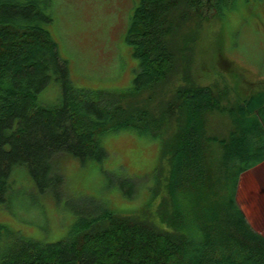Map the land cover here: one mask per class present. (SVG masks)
<instances>
[{"label": "trees", "instance_id": "trees-1", "mask_svg": "<svg viewBox=\"0 0 264 264\" xmlns=\"http://www.w3.org/2000/svg\"><path fill=\"white\" fill-rule=\"evenodd\" d=\"M52 2L0 0V205L12 197L15 167L25 166L34 187L57 198L61 157L102 160L100 137L129 128L160 143L150 192L160 197L163 227L146 214L100 206L76 209L68 234L54 242L0 223V264H264V235L236 200L241 176L264 162V81L227 105L225 91L196 84L191 71L205 15L223 16L237 0H140L126 34L140 70L131 87L105 90L71 83L46 27ZM52 80L60 100L40 104ZM145 90L150 102L161 99L157 117L139 99ZM216 110L229 118L221 137L206 128ZM168 111L176 115L171 132ZM118 187L127 199L138 191L129 178Z\"/></svg>", "mask_w": 264, "mask_h": 264}, {"label": "rangeland", "instance_id": "rangeland-1", "mask_svg": "<svg viewBox=\"0 0 264 264\" xmlns=\"http://www.w3.org/2000/svg\"><path fill=\"white\" fill-rule=\"evenodd\" d=\"M139 2L53 0L52 19L46 27L74 87L105 90L134 84L140 61L126 34ZM227 2L230 6L231 0ZM200 35L194 48L192 76L198 85L210 86L217 93L225 91L227 100H222L223 104L236 102L235 92L246 97L264 81V0H237L223 16L210 10ZM149 92L143 91L139 99L157 117L161 111L157 102L161 99L150 102ZM61 94L60 84L52 80L37 100L52 105ZM175 117L170 111L165 114L164 127L169 132ZM207 118L208 133L220 137L226 134L229 118L217 110ZM99 142L106 151L102 160L81 162L69 155L61 157L64 182L57 198L51 192H39L25 166L15 167L11 174L12 197L7 208L0 205V223L24 237L54 242L68 234L77 217L76 209L100 206L116 213L146 214L163 227L156 216L160 197L152 200L150 192L160 143L129 128L105 133ZM124 178L138 185L131 199L125 198L118 187ZM236 200L251 227L264 235V162L241 176Z\"/></svg>", "mask_w": 264, "mask_h": 264}]
</instances>
